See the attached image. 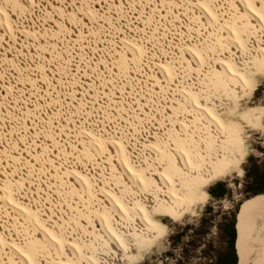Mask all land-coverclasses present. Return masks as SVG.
<instances>
[{
  "label": "bare ground",
  "instance_id": "bare-ground-1",
  "mask_svg": "<svg viewBox=\"0 0 264 264\" xmlns=\"http://www.w3.org/2000/svg\"><path fill=\"white\" fill-rule=\"evenodd\" d=\"M259 76L264 0H0V264L136 263L239 168Z\"/></svg>",
  "mask_w": 264,
  "mask_h": 264
},
{
  "label": "rangeland",
  "instance_id": "rangeland-1",
  "mask_svg": "<svg viewBox=\"0 0 264 264\" xmlns=\"http://www.w3.org/2000/svg\"><path fill=\"white\" fill-rule=\"evenodd\" d=\"M239 102L242 108L264 107V77L259 76L253 94ZM261 123L262 128L247 127L250 136L244 138L246 153L239 168L226 170L207 187V197H202L195 213L188 212L179 220L164 217L162 240L150 248L143 247L134 264H235L230 248L234 225L239 229L241 224L243 237V213L264 199V115ZM259 211V220L264 223V205ZM238 243L237 239L239 258L236 255L241 264L243 252ZM245 264H264V256Z\"/></svg>",
  "mask_w": 264,
  "mask_h": 264
},
{
  "label": "trees",
  "instance_id": "trees-1",
  "mask_svg": "<svg viewBox=\"0 0 264 264\" xmlns=\"http://www.w3.org/2000/svg\"><path fill=\"white\" fill-rule=\"evenodd\" d=\"M223 192V194L225 193V191H222ZM259 193H261V192H259ZM264 200V199H263ZM262 201V200H261ZM258 202H260V201H258ZM257 202V203H258ZM248 212V211H247ZM246 211L243 213V215L242 216H244L246 213H247ZM241 223V222H240ZM234 229H235V231H234V233H233V235H232V237H233V240L230 242V248H231V250H232V253H233V256H234V261H235V264H238V262H239V259H237V255H238V258H239V254H238V250H237V247H236V242H237V239L239 240V247H240V249H241V251L243 252V255H242V258H241V260L243 261V259L246 257V255H247V252L246 251H244L242 248H241V239H242V231H241V224H240V227H239V229H240V233H239V229L237 228V224L235 223V225H234ZM238 229V230H237ZM240 238V239H239ZM237 254V255H236ZM241 262V261H240Z\"/></svg>",
  "mask_w": 264,
  "mask_h": 264
}]
</instances>
